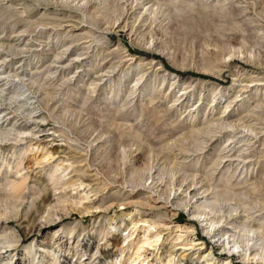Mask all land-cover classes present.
Returning <instances> with one entry per match:
<instances>
[{"label":"rangeland","instance_id":"374dc122","mask_svg":"<svg viewBox=\"0 0 264 264\" xmlns=\"http://www.w3.org/2000/svg\"><path fill=\"white\" fill-rule=\"evenodd\" d=\"M99 1L0 0V264H165L188 221L208 248L188 187L264 225V0Z\"/></svg>","mask_w":264,"mask_h":264},{"label":"bare ground","instance_id":"6f19581e","mask_svg":"<svg viewBox=\"0 0 264 264\" xmlns=\"http://www.w3.org/2000/svg\"><path fill=\"white\" fill-rule=\"evenodd\" d=\"M106 1H108V0H100L99 3H104ZM137 2L138 3H142V1L141 2L137 1ZM117 8H119V5H118ZM158 11H159V7H157V8H153V7L151 8L150 7L149 9H147L145 11L146 12L145 14L144 13L141 14V12H139L140 15L138 14V12H135L134 14H135V17L140 19L142 16L144 17V15H146V14L155 15ZM99 12H101V11L99 10ZM126 13H128V12L127 11H122L120 16L117 18V20L115 22V24H117V27H125V26H127V19L129 17H128V15ZM122 18H123V20H122ZM120 20H122V21L120 22ZM115 24H114V26H115ZM129 55H128V59L127 60L132 61V60L135 59L134 56H132V55L129 56ZM146 63L147 64H151L152 60H147ZM140 79L141 78H138L135 81V85L138 84ZM172 79H173V82H176L179 79V75L175 74V77H172ZM244 87H245V89L246 88L253 89V85L252 84H247ZM254 88H255L256 91H258V89H259L258 87H254ZM227 107H229V104L226 106V108ZM11 122L12 121H11V117L10 116L5 117V118L0 117V134H4L6 137L10 138L9 136L12 134V125L8 126V124H11ZM229 125L232 126V127L235 126L234 124H232V125L229 124ZM243 127H244V129L243 128L242 129L243 130L246 129L248 131V133L255 134V135L257 134L256 126L254 124H251V123L245 124ZM25 132H27V131H24V134H25ZM245 134H247V133H245ZM181 148L183 150L184 149L186 150V147H184V146H182ZM57 149H58L57 152H62L60 146H57ZM49 155L51 156V153ZM49 155H48V157H49ZM13 157L15 159L18 156H16V154L13 153ZM225 174H226V172H225ZM152 183H154V182H152ZM189 189L190 188L188 187V188H186V190H184V192H186V194L188 196L190 195V199L188 201H186L187 203L185 204V209L188 211V213L190 215H192L193 217L195 216L196 219H199V221L201 222V224L203 226V229L206 231L207 235L210 236L212 241H211L210 247L206 248L205 247V245H206L205 240L202 241V240H200L198 238H192V237L187 239L188 232L193 230V226H192L191 221H188V223L186 225L182 226L184 229L181 227L182 229L178 230L180 232H179L177 238H180V239H184L185 238L184 241L186 240L188 242L187 244L189 245V247L187 249L193 248L194 251L186 252L187 249H184L181 253L178 254V258H179L178 260L173 259V256H175V253L173 251H169L170 252V258L168 259V261L165 264H235L232 261V255L228 256L226 258L220 259V257H218L215 254V251H219V250H228L229 252H231L233 254L235 252H237L239 254V257L244 262H247L248 260H253L254 261V259H256V261L258 260L259 263L264 264V234L261 231H259V227H264V225H260L258 228L249 227L248 229H246L245 225H243V226L234 225L232 219L228 220L227 217L225 218V216H223V215L218 216V213L221 211V209L219 207V202L220 203L221 202H227L229 199H231L230 197H228V194L225 191L221 192L219 194L218 198H213V197H208L207 196L208 194H206V195H198L197 193L193 192L194 189H191V190H189ZM206 191L207 190H205V192ZM179 199L181 200L182 197L177 196V200H179ZM168 203H169V201H168ZM179 204H180V202H179ZM231 210H236V208H232ZM223 221L225 222L224 225L221 224ZM4 235H6V234H4ZM257 247L260 248L261 251L255 253ZM2 254H3V252L0 253V256Z\"/></svg>","mask_w":264,"mask_h":264}]
</instances>
